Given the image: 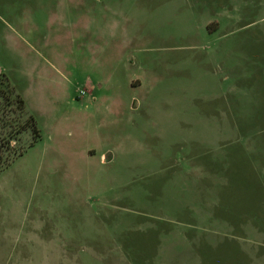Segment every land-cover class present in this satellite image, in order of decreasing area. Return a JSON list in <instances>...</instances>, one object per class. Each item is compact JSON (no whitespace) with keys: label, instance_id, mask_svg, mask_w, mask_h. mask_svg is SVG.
Returning a JSON list of instances; mask_svg holds the SVG:
<instances>
[{"label":"rangeland","instance_id":"obj_1","mask_svg":"<svg viewBox=\"0 0 264 264\" xmlns=\"http://www.w3.org/2000/svg\"><path fill=\"white\" fill-rule=\"evenodd\" d=\"M262 163L264 0H0L5 264H264Z\"/></svg>","mask_w":264,"mask_h":264},{"label":"crops","instance_id":"obj_2","mask_svg":"<svg viewBox=\"0 0 264 264\" xmlns=\"http://www.w3.org/2000/svg\"><path fill=\"white\" fill-rule=\"evenodd\" d=\"M262 165H264V163H262ZM185 234L182 232H178L176 233V235H174L175 237L178 238V241L180 243L179 246H187V252L184 255L185 257H191L192 253L194 251V253L197 255L198 251L196 250V248L193 247V244H186L183 242H181V236L183 237ZM191 237V236H190ZM192 238V237H191ZM51 241H53L51 239ZM158 246V249H151V253L149 254L150 257H145V254L140 257L141 254H136V252L133 250V245H131V250H127L125 251H119L117 253H108V256L105 254H101V253H96V250H94L93 252L91 251V255L93 257V259L96 261H98V264H188L187 261H183V260H178L177 258H181L183 254H181V252H176L177 250H172L171 248L173 247L172 245L170 246H166L162 244H156ZM0 246H1V242H0ZM130 247V245H128ZM261 246V244H260ZM222 247V253H226L225 250V246L221 245ZM198 249V248H197ZM196 250V251H195ZM201 250V249H200ZM211 250V249H209ZM5 250H0V258H3L2 260H0V264H5V257H9L10 256V252L4 254ZM204 253H206V250H202ZM15 252V251H12ZM131 253V254H130ZM209 254V253H208ZM260 257L262 258L264 257V252H259ZM206 255V254H205ZM198 256V255H197ZM65 258H67V263H71V264H84L81 260L79 255L77 254H71L68 255V257L66 256ZM64 259V258H63ZM190 262L191 259L187 258ZM8 262V261H6ZM65 262V260H64Z\"/></svg>","mask_w":264,"mask_h":264},{"label":"trees","instance_id":"obj_3","mask_svg":"<svg viewBox=\"0 0 264 264\" xmlns=\"http://www.w3.org/2000/svg\"><path fill=\"white\" fill-rule=\"evenodd\" d=\"M22 101L23 100H19V102H21L22 103ZM33 129H34V131H36L37 132V129L35 128V126L33 125Z\"/></svg>","mask_w":264,"mask_h":264},{"label":"built area","instance_id":"obj_4","mask_svg":"<svg viewBox=\"0 0 264 264\" xmlns=\"http://www.w3.org/2000/svg\"><path fill=\"white\" fill-rule=\"evenodd\" d=\"M83 91V90H82Z\"/></svg>","mask_w":264,"mask_h":264}]
</instances>
